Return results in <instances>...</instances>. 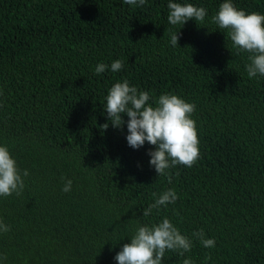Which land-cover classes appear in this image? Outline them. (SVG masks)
<instances>
[{
	"label": "trees",
	"instance_id": "16d2710c",
	"mask_svg": "<svg viewBox=\"0 0 264 264\" xmlns=\"http://www.w3.org/2000/svg\"><path fill=\"white\" fill-rule=\"evenodd\" d=\"M192 2L206 21L172 26L168 0H0V143L30 170L20 195L0 197L6 264H117L137 225L164 216L216 240L206 248L193 237L191 252H169L165 264H264V77H248L249 53L212 21L222 0ZM236 4L264 12V0ZM115 59L123 70L95 73ZM125 79L154 99L196 104L200 158L171 168V183L149 164L155 146L136 150L126 123L110 124L105 97ZM167 188L176 203L143 217Z\"/></svg>",
	"mask_w": 264,
	"mask_h": 264
},
{
	"label": "clouds",
	"instance_id": "9594fccd",
	"mask_svg": "<svg viewBox=\"0 0 264 264\" xmlns=\"http://www.w3.org/2000/svg\"><path fill=\"white\" fill-rule=\"evenodd\" d=\"M124 3L143 7L148 0H124ZM167 8V20L172 26H184L192 19L205 22L209 14L206 7L192 0H168ZM212 21L222 32L226 30L237 52L249 53V62L245 65L248 77H264V12H248L238 7L236 0H222ZM180 34V31L171 33L169 43L172 47L180 45ZM123 69L124 61L115 59L111 64L98 63L94 71L100 75ZM104 109L112 126L123 127L126 123V140L130 147L139 150L146 143L155 146L148 150L149 164L158 176L168 175L169 183L171 168L177 165L192 167L200 158L197 121L193 118L196 104L181 95L163 92L154 99L150 91L140 89L125 79L110 87ZM125 114L129 117L127 121ZM110 124L105 123L103 129H108ZM29 175V169H20L10 147L0 143V197L20 195L25 188V177ZM72 188L73 180L66 179L62 191L69 193ZM153 195L154 202L143 210L145 218L151 216L153 210L167 208L179 199L174 188ZM10 228L0 217V234L10 231ZM127 237H130V242L125 243L114 257L117 264H165L169 252H178L180 256L191 252L193 237L206 248L216 246L215 238L208 237L203 229L194 231L190 237L167 216L158 222L138 224ZM6 259V255L0 253V264H6ZM183 264H193L192 258H184Z\"/></svg>",
	"mask_w": 264,
	"mask_h": 264
}]
</instances>
